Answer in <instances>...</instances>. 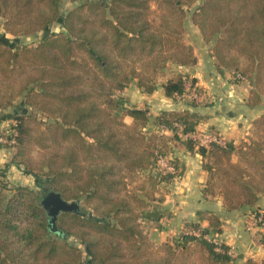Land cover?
Wrapping results in <instances>:
<instances>
[{"label": "trees", "instance_id": "1", "mask_svg": "<svg viewBox=\"0 0 264 264\" xmlns=\"http://www.w3.org/2000/svg\"><path fill=\"white\" fill-rule=\"evenodd\" d=\"M62 1L0 0L4 28L15 36L59 20L63 26L33 44L0 35V111L18 100L28 106L11 125L12 161L37 185L16 184L8 194L0 168V264H231V247L209 236L222 230L218 213L208 216L210 227L190 222L159 244L149 230L161 226L167 185L183 172L176 148L203 155L205 198L220 195L228 210L258 202L264 111L239 145L204 144L187 135L204 117L190 108L197 106L195 97L189 107L153 116L120 92L133 79L149 93L163 85L168 96L186 95L188 81L198 87L194 77L174 70L197 62L185 38L194 6L192 21L213 43L217 68L247 79L248 104H262L264 0H72L64 15ZM50 191L79 205L58 214L57 229L41 202ZM251 216L264 224V209L253 208ZM243 264H264V258Z\"/></svg>", "mask_w": 264, "mask_h": 264}, {"label": "crops", "instance_id": "2", "mask_svg": "<svg viewBox=\"0 0 264 264\" xmlns=\"http://www.w3.org/2000/svg\"><path fill=\"white\" fill-rule=\"evenodd\" d=\"M197 30L201 40H204L199 27ZM200 47L205 52L209 51L206 56L195 47L197 62L193 65L176 66L179 71L187 72L190 77H194L196 85L202 91L200 101L204 103L190 107L204 116L197 124L196 131H214L226 140L239 145L243 140L249 139L253 121L264 111V103L257 106L249 105L248 98L252 87L250 82L247 79L237 78L233 70H219L214 55L210 53L212 52L210 45L205 43ZM121 92L129 97L131 105L146 106L153 116L163 109L189 107L183 105L181 101L191 97V92L184 96H168L163 85H159L154 92L149 93L138 86L136 79H133ZM163 105L167 106L163 107ZM14 106L0 111V128L4 126L8 128L14 124V116L19 111ZM125 120L131 122L132 117L127 115ZM154 127V125L149 126L150 129ZM161 131L172 133L168 128H162ZM14 151V146L0 145V168L4 172L3 183L9 186L5 189L8 194L12 192L10 186L13 183L18 184L15 174H12L13 168L15 166L23 168L22 165L12 161ZM173 155L179 158L183 172L167 185L169 192L166 194L164 204L168 213L161 218L160 227L149 230L151 240L159 244L168 238L177 237L189 228L190 222H198L203 227H210L208 216L214 212L222 218V230L215 233V238L231 247L234 257L231 264H243L248 258L256 260L264 258L262 239L264 226L255 223L251 216L253 208L264 209V193L252 208L228 210L220 195L208 199L204 197L209 172L203 167V155L196 149L185 148L174 149ZM233 160H238L236 153L233 154Z\"/></svg>", "mask_w": 264, "mask_h": 264}, {"label": "rangeland", "instance_id": "3", "mask_svg": "<svg viewBox=\"0 0 264 264\" xmlns=\"http://www.w3.org/2000/svg\"><path fill=\"white\" fill-rule=\"evenodd\" d=\"M73 5H74V2L72 0H63L61 2L63 15H64V12H66L69 8L73 7ZM193 7H189L188 8V14H187L186 24H185L186 25L185 26L186 27V29H185V38H186L187 41H193L194 43H192V45L194 46V48L196 47L199 50V52H201V54H205L204 56H206V54L209 51L205 52L204 50H202V48L200 46H204L205 43H206V44L210 45V49H211L213 43H208L205 40H201V37L199 36V32L197 30L198 27L192 21L191 13H192ZM62 29H63L62 20H59V21L54 22L49 28L44 29V30L39 31V32H36L34 34H27V35L23 34V35L15 36V35L7 32L5 30L4 25H3V20L0 17V35L3 36L4 38L8 39V40H11V41L17 42V43H23V44L37 43L38 41L43 39L46 35H50V34H52L54 32H59ZM210 53H213V52H210ZM174 70L175 71H179L176 66L174 67ZM183 73L188 74L187 72H183ZM188 76H189V74H188ZM189 83H191V81H188V84ZM194 90L196 92H198V96H199L198 99L199 100L196 99V103H197V106H198L199 104H201V102L204 103L203 101H200L201 98H202V91H200L199 87H197ZM194 90H193V87L191 85H190V87H188V93H190V92L192 93V91H194ZM120 94H122L128 100V102L130 104L129 97L127 95L123 94L122 92H120ZM191 97H186L184 100L181 101V103L183 105H187V103H189L191 101ZM138 98L139 97H137V99ZM263 103H264V101H263ZM263 103L260 104V105H263ZM168 104H169V101L167 102V105ZM167 105H163V107H166ZM26 107H28V106L22 104L21 100H18L16 102L15 106H14V108L17 109V110H23ZM39 116L42 117L43 115L42 114L40 115V113H39ZM5 127L7 128V126H4L3 128H5ZM8 127L10 128V126H8ZM211 132H214V131H211ZM225 141H228V140L225 139ZM12 174H15V180H16V182L18 184H25V185H29L31 187L37 188V185L35 183V177L31 173L25 171L22 167L15 166L13 168V173ZM15 185H16L15 183L12 184V186H15ZM12 186H10V187H12ZM7 187H9V186H7ZM209 236L216 237L215 233H211V235H209Z\"/></svg>", "mask_w": 264, "mask_h": 264}, {"label": "built area", "instance_id": "4", "mask_svg": "<svg viewBox=\"0 0 264 264\" xmlns=\"http://www.w3.org/2000/svg\"><path fill=\"white\" fill-rule=\"evenodd\" d=\"M238 76V75H237ZM191 83H187V88L190 87ZM193 90L196 89V87L192 86ZM191 96L195 97L197 100H199V96H198V92H196L195 90L192 91ZM13 134V130L10 126V128H0V143H4V144H14L16 142L15 137L12 136ZM11 135V136H10ZM189 136L194 137L196 140H198L200 143H204V144H208L210 142H218L220 144H225L226 141L225 139L218 133L216 132H211V131H195L191 134H187ZM161 163L166 166L168 169H173V166L167 163V160L165 158L161 159ZM253 220L255 221V223H258V221L261 220V217L255 218L253 217ZM264 226V224H262ZM215 241L216 238H213Z\"/></svg>", "mask_w": 264, "mask_h": 264}, {"label": "water", "instance_id": "5", "mask_svg": "<svg viewBox=\"0 0 264 264\" xmlns=\"http://www.w3.org/2000/svg\"><path fill=\"white\" fill-rule=\"evenodd\" d=\"M41 202L48 210V213L51 216V223L55 229H57V216L61 211L75 210L79 207L75 201H70L63 198L61 193L58 191H50L43 197Z\"/></svg>", "mask_w": 264, "mask_h": 264}]
</instances>
